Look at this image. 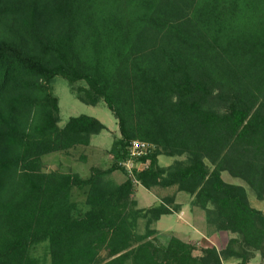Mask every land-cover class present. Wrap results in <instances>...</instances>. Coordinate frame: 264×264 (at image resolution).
<instances>
[{
  "label": "trees",
  "instance_id": "trees-1",
  "mask_svg": "<svg viewBox=\"0 0 264 264\" xmlns=\"http://www.w3.org/2000/svg\"><path fill=\"white\" fill-rule=\"evenodd\" d=\"M57 77L79 102H103L118 126L111 167L85 179L42 171L44 156L107 131L87 116L58 127ZM133 141L155 148L140 159L139 185L193 197L209 226L235 236L224 250L158 243L151 225L178 208L137 207L118 165ZM160 156L186 159L163 168ZM117 171L120 184L109 178ZM222 173L264 200V0H0V264H37L42 243L50 264L264 259V214Z\"/></svg>",
  "mask_w": 264,
  "mask_h": 264
},
{
  "label": "rangeland",
  "instance_id": "rangeland-1",
  "mask_svg": "<svg viewBox=\"0 0 264 264\" xmlns=\"http://www.w3.org/2000/svg\"><path fill=\"white\" fill-rule=\"evenodd\" d=\"M79 85L83 86V83L76 84L75 87ZM51 92L58 100L59 128H63L70 118L87 116L98 120L107 128V131L92 137L88 147H76L67 153L59 152L44 156L41 159L42 171L45 173H75L85 179L88 178L90 169L93 167L103 170L111 167L113 157L110 149L114 140L119 137V133L116 120L106 105L99 102L96 106H89L79 102L71 87L60 77L55 78L52 82ZM185 159V156L176 158L160 156L158 164L165 168L175 161H185ZM221 177L225 183L242 186L247 193L250 206L264 214V200L258 201L253 191L244 182L231 178L227 173H222ZM109 178L117 184L126 179L121 171L114 172ZM133 198L137 202L138 208H149L161 201L165 202L166 199L173 200V203L169 205L171 209L178 208L172 215L163 216L158 222L151 225V228L156 230V239L161 245H166L169 239L174 236L193 245L196 248L195 254L199 256L200 250L204 248L214 247L217 251L224 250L229 240L235 237L227 232L216 231L214 227L209 226L205 212L193 204V197L178 192L175 187L154 188L147 191L140 185H135ZM71 199L83 205L85 191L74 189ZM144 231L145 223L141 220L138 224V233L143 234ZM46 245L47 243H42L31 251V256L37 264H50ZM236 263L237 260L233 258L222 262V264ZM249 264H264V259L259 253H255Z\"/></svg>",
  "mask_w": 264,
  "mask_h": 264
},
{
  "label": "built area",
  "instance_id": "built-area-1",
  "mask_svg": "<svg viewBox=\"0 0 264 264\" xmlns=\"http://www.w3.org/2000/svg\"><path fill=\"white\" fill-rule=\"evenodd\" d=\"M154 149V146L151 144L133 141L127 147L125 159L118 162V165L125 170L127 178L131 180L134 185H139L135 179V172L144 170L149 166L148 160L140 162V159L150 155Z\"/></svg>",
  "mask_w": 264,
  "mask_h": 264
},
{
  "label": "crops",
  "instance_id": "crops-1",
  "mask_svg": "<svg viewBox=\"0 0 264 264\" xmlns=\"http://www.w3.org/2000/svg\"><path fill=\"white\" fill-rule=\"evenodd\" d=\"M183 241V240H182ZM185 242V241H184Z\"/></svg>",
  "mask_w": 264,
  "mask_h": 264
}]
</instances>
